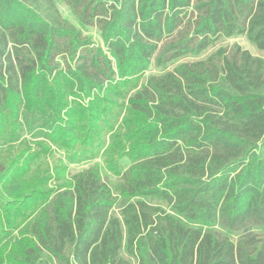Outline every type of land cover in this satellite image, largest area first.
<instances>
[{"label": "trees", "instance_id": "1", "mask_svg": "<svg viewBox=\"0 0 264 264\" xmlns=\"http://www.w3.org/2000/svg\"><path fill=\"white\" fill-rule=\"evenodd\" d=\"M60 2L77 25L55 0H0V127L37 116L78 162L105 147L117 181L90 166L28 193L0 162V264H264V57L185 61L264 0Z\"/></svg>", "mask_w": 264, "mask_h": 264}, {"label": "rangeland", "instance_id": "2", "mask_svg": "<svg viewBox=\"0 0 264 264\" xmlns=\"http://www.w3.org/2000/svg\"><path fill=\"white\" fill-rule=\"evenodd\" d=\"M57 8L62 17L73 25H77L75 18L69 13L67 8L60 2L55 0ZM264 26V3L256 5L254 13L247 25V32L243 37L237 39H220L213 48L208 49L198 58H186L185 61H193L202 59L217 47H227L237 44L240 48L247 50L251 55L256 57H264V30L259 34V29ZM86 34L91 35L95 42H100L98 32L89 28ZM152 73L148 72L145 76ZM19 119V118H18ZM41 118L34 119V124L28 128L26 120L9 121L3 123L0 127V162L9 165V176L21 181L27 186L28 193L31 192L37 184H41L42 188H55L61 183L66 184L70 175L90 166H98L101 170L104 180L110 186L116 183V177L110 173L104 164L105 156L104 148H101L96 156L91 159V154L85 157L83 161H76L78 151L86 147L76 144L73 148L61 147L57 143H52L44 135V128L40 127ZM108 140L106 139V143ZM61 143V142H58ZM87 150V148L85 149ZM91 152V151H89ZM71 158V159H70ZM121 166L125 168L127 161H121ZM106 176V177H105ZM46 186V188H44ZM36 189L37 195L33 197L34 202H40L46 192ZM216 231L225 234L229 239L235 240L233 234L222 232L219 228ZM14 232L0 233V236L6 239L12 238ZM39 264H49L46 255L42 254Z\"/></svg>", "mask_w": 264, "mask_h": 264}]
</instances>
